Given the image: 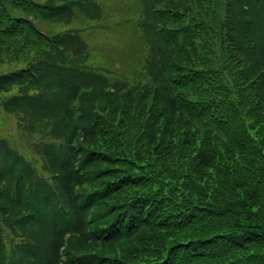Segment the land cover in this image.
<instances>
[{
    "label": "trees",
    "instance_id": "16d2710c",
    "mask_svg": "<svg viewBox=\"0 0 264 264\" xmlns=\"http://www.w3.org/2000/svg\"><path fill=\"white\" fill-rule=\"evenodd\" d=\"M3 64L0 264H264V0H0Z\"/></svg>",
    "mask_w": 264,
    "mask_h": 264
},
{
    "label": "rangeland",
    "instance_id": "374dc122",
    "mask_svg": "<svg viewBox=\"0 0 264 264\" xmlns=\"http://www.w3.org/2000/svg\"><path fill=\"white\" fill-rule=\"evenodd\" d=\"M113 2L118 3L119 0H113ZM1 69L7 70L9 68L6 64H3L0 65V72ZM18 122L19 120L15 115L5 113L0 107V140L3 141V143L0 146V151H5L7 149L15 150L18 152L24 151V146H25L24 142L26 141V138L25 135H23L18 130ZM1 156L2 154L0 153V159ZM29 159L32 162L35 161L34 163H32L35 173H37L38 175H42L44 177L48 176V173L44 171L40 166V158L38 159L36 156H34L33 158H29ZM7 251L9 252L10 249L9 246L6 245V252Z\"/></svg>",
    "mask_w": 264,
    "mask_h": 264
},
{
    "label": "bare ground",
    "instance_id": "6f19581e",
    "mask_svg": "<svg viewBox=\"0 0 264 264\" xmlns=\"http://www.w3.org/2000/svg\"><path fill=\"white\" fill-rule=\"evenodd\" d=\"M123 13H124V12H123ZM123 13H122V14H123ZM129 14H130V13H129ZM123 15H124V14H123ZM123 18H124V17H123Z\"/></svg>",
    "mask_w": 264,
    "mask_h": 264
}]
</instances>
